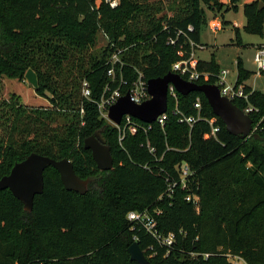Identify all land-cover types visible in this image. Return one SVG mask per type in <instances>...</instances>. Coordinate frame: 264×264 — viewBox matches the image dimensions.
Returning a JSON list of instances; mask_svg holds the SVG:
<instances>
[{
	"label": "trees",
	"instance_id": "16d2710c",
	"mask_svg": "<svg viewBox=\"0 0 264 264\" xmlns=\"http://www.w3.org/2000/svg\"><path fill=\"white\" fill-rule=\"evenodd\" d=\"M208 1L120 0L110 9L103 0H0V79L22 80L32 70L35 92L48 102L28 107L14 94L0 96V178L35 153L67 159L78 177L91 179L80 195L66 191L52 167L45 169L43 193L34 197L30 213L9 190L0 191V231H9L8 240L0 241V264H137L127 253L133 242L150 264H233L226 252L247 264H264V94L244 84L250 72L240 61L236 81L244 86L248 104L258 109L250 115L254 124L261 121L257 138L228 134L196 92L177 95L183 116L195 117L193 106L200 102V119L192 126L171 115L174 105L168 99L163 128L154 123L121 142L96 106L110 83L106 63L116 47L126 49L121 58L129 83L138 71L145 81L161 78L173 63L188 58L189 42L199 44ZM229 1L236 10L240 0ZM259 3L264 0L243 5V29L249 34L261 31L264 9L259 12ZM176 31L186 37H176ZM99 34L106 44L94 50ZM168 38L175 45H168ZM196 71L207 75L198 84H214L219 73L213 61L196 62ZM83 82L90 89L88 99L81 96ZM116 86L111 83L110 89ZM212 118L219 127L215 136L207 123ZM97 131L110 148V171H98L83 148ZM180 163L193 174L186 188L176 187L168 196L160 170L176 176L174 167ZM187 195L198 197L197 208L185 200ZM144 210L160 211L158 232L175 236L170 250L127 221L129 212Z\"/></svg>",
	"mask_w": 264,
	"mask_h": 264
},
{
	"label": "water",
	"instance_id": "95a60500",
	"mask_svg": "<svg viewBox=\"0 0 264 264\" xmlns=\"http://www.w3.org/2000/svg\"><path fill=\"white\" fill-rule=\"evenodd\" d=\"M262 6L263 4L260 3L258 10ZM24 79L34 90L37 88L36 75L32 70L25 73ZM169 85L173 86L181 96L193 92L201 93L212 113L223 123L228 134L240 139L258 137L257 134L252 132L253 120L251 117L227 98L221 96L216 85L188 82L171 72L161 78L146 81V90L150 98L143 103L138 105L132 103L128 93L119 98L108 108L107 117L109 121L119 125L122 117L128 115L144 124L154 123L157 117L167 110ZM83 148L90 151L91 158L98 171H110L113 168L110 148L102 137L101 131H97L86 138L83 141ZM49 167H52L58 173L60 182L66 191L80 195L86 193L91 179L78 177L69 160H54L35 153H31L24 160L15 163L9 174L0 178V191L9 190L11 195L22 204L23 210L30 213L33 208L34 197L43 193V172ZM127 253L130 261L137 264H150L136 242H133L127 248Z\"/></svg>",
	"mask_w": 264,
	"mask_h": 264
},
{
	"label": "built area",
	"instance_id": "2783aa9c",
	"mask_svg": "<svg viewBox=\"0 0 264 264\" xmlns=\"http://www.w3.org/2000/svg\"><path fill=\"white\" fill-rule=\"evenodd\" d=\"M104 4H106L110 9H116L119 6L120 0H103ZM188 31H192V27L187 28ZM220 30V24H215L212 26L211 31L216 32ZM183 36L186 37V33L183 31H176V37ZM104 37V36H103ZM176 40L172 38L167 39L168 45H175ZM189 45L192 49L190 52L188 58L184 59L182 58L180 61H177L172 64L171 66V73H175L179 75L181 78L188 82H195L199 80L200 77H204L207 75L201 76L196 71V61L193 59V49L196 47L192 42H189ZM126 49L116 47L112 53L110 54V57L107 60V70L106 75L110 81L104 89V93L100 100L96 103L97 109L99 111L100 117L106 121L109 125L116 128L117 131L120 132V129L122 130L121 133L127 132L128 134L134 135L137 133V131L146 132L151 129V125L156 123L161 128L164 127L168 115L167 110L165 113L161 114L157 117L154 123L152 124H145L147 127L142 126L138 122L135 121L132 117L128 115H124L122 117V120L119 125L113 124L111 121H109L107 117L108 108L112 106L119 98L124 96L126 93L129 94L130 101L134 104H141L144 101L148 100L150 98L149 94L146 90V81L143 79L142 74L138 71L136 79L131 81L130 83L125 79V67H127V63L121 58L123 53ZM177 55L180 57H183L184 54L182 51H178ZM252 61L257 69V75L264 73V45H258L254 49V54L252 57ZM229 74L228 70H221L216 76H215V83L219 89L220 95L227 98L229 101H231L233 104L234 102L243 101L246 105L243 109H241L245 114L251 115L258 112V109L252 107L250 104H248V94L244 91V86L241 84H237L236 79L234 80V83L231 85L227 82V75ZM111 83H117L116 88L110 89ZM122 89H126L123 91ZM252 89V88H251ZM253 90V89H252ZM178 93L175 91L173 86L169 85L167 90V104L168 99H170L174 105V108L171 111V115L177 116L179 115L178 122L179 123H185L188 126H192L196 121L200 119V109L201 105L199 100L197 99L194 103V109L196 110L197 114L196 116H183L179 113L177 110V104H178ZM81 96L85 99H88L90 96V89L87 82H83L81 85ZM79 112L82 114L83 110L80 108ZM261 120V119H260ZM215 118L207 120L208 125L211 128V134L215 136V134L219 131V127L215 125ZM261 121L257 122L254 125V130L252 129V132L256 131L259 123ZM121 140V139H120ZM146 148L148 152L155 157V148L150 146L149 143H146ZM174 171L176 173V176L173 174L167 173L163 170H160V174L164 176V183L166 186V194L169 196L174 192V189L176 187H180L181 189H184L187 187V180L188 178L193 174V172L190 170L189 166L185 163L177 164L174 167ZM185 200L187 202H191L196 208L198 206V197L195 195H187L185 197ZM160 214V211L154 210L152 213L148 212L147 210H144L142 212H136L131 211L127 214L126 219L128 222L134 224V225H141L145 231L150 234L160 245L164 246L167 250H170L172 246L174 245L175 236L172 233H169L166 236L161 235L157 230V223L155 217ZM204 257H207V255H204ZM229 262H232L233 264H246L243 259L237 256H228L227 257Z\"/></svg>",
	"mask_w": 264,
	"mask_h": 264
},
{
	"label": "rangeland",
	"instance_id": "374dc122",
	"mask_svg": "<svg viewBox=\"0 0 264 264\" xmlns=\"http://www.w3.org/2000/svg\"><path fill=\"white\" fill-rule=\"evenodd\" d=\"M209 0L205 12L207 16V24L203 25L200 30L199 44L193 49V59L198 62H211L221 70H228L227 82L233 84L237 77V62L240 61L245 70L250 72V76L244 83L246 86L255 91L264 94V73L257 75V69L252 61L254 49L258 45H264V21L260 34H249L243 27L246 19L243 14V5L251 0H240L237 3V9H233V5L229 0ZM263 4V3H261ZM260 3L257 5L259 9ZM264 9V4L259 10ZM169 14V13H168ZM225 22L226 25H222ZM220 24V30L212 32L211 28L215 24ZM238 28V30H234ZM236 31L238 34H236ZM106 44L102 34L97 36V42L94 50H98ZM1 90L0 96L8 98L11 94L16 95L17 102L28 107H46L48 102L45 98L36 94L35 90L26 80H19L12 77H3L0 79ZM253 123V130H254ZM117 141H124L128 134L117 131ZM255 133V131H254ZM121 139V140H120ZM9 231H0V241L8 240ZM232 256L226 252V257ZM246 263V262H245ZM247 264V263H246Z\"/></svg>",
	"mask_w": 264,
	"mask_h": 264
}]
</instances>
